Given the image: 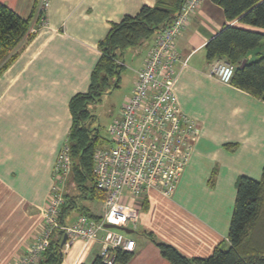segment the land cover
Segmentation results:
<instances>
[{"label":"crops","instance_id":"1","mask_svg":"<svg viewBox=\"0 0 264 264\" xmlns=\"http://www.w3.org/2000/svg\"><path fill=\"white\" fill-rule=\"evenodd\" d=\"M155 1L49 0L41 24L39 0H0L36 26L0 71V264H17L41 234L56 158L71 128L69 101L87 90L100 56L99 41L112 23ZM231 23L241 25L226 20L211 0H201L178 36L179 56L187 62L176 64L173 89L182 111L197 121L199 135L172 195L150 190L138 204L140 220L129 235L135 247L126 263L115 264H169L148 233L188 257L210 255L227 241L237 177L261 176L264 101L211 75L213 61L206 58L205 43ZM154 37L142 43L134 72ZM261 46L264 51V40ZM226 143L236 148L229 150ZM83 200L89 212L101 215L102 201ZM71 213L63 223L79 215ZM100 246V236L73 239L62 250L60 264H90Z\"/></svg>","mask_w":264,"mask_h":264},{"label":"built area","instance_id":"2","mask_svg":"<svg viewBox=\"0 0 264 264\" xmlns=\"http://www.w3.org/2000/svg\"><path fill=\"white\" fill-rule=\"evenodd\" d=\"M200 2L183 0L174 18L155 33L142 66L135 72L131 93L120 115L107 127L109 142L93 151L94 183L103 194L99 219L84 214L68 224L59 219L72 166L66 141L57 155L53 184L42 210L41 234L17 264H35L53 231H60L61 238L66 235L62 250L73 239L89 241L100 236L99 255L107 264H115L117 250L131 251L135 247V241L119 227H136L141 213L138 204L147 193L156 190L165 196L172 195L199 135L197 121L182 111L173 84L176 64L187 62L179 56L177 39ZM48 5L49 0H39L41 24L46 22L43 11ZM29 31L35 32L36 26H30ZM209 72L221 82L230 83L234 66L217 58Z\"/></svg>","mask_w":264,"mask_h":264},{"label":"trees","instance_id":"3","mask_svg":"<svg viewBox=\"0 0 264 264\" xmlns=\"http://www.w3.org/2000/svg\"><path fill=\"white\" fill-rule=\"evenodd\" d=\"M219 5L226 20L239 24H224L217 34L205 43L206 58H222L234 66L230 84L264 101V0H211ZM183 0H156L152 6L143 5L134 15H125L112 23L107 35L99 41L100 56L91 72L85 92L74 94L69 101L72 117L68 145L71 157V177L78 199H97L103 194L94 183L92 155L95 148L104 145L90 126L93 115L89 105L117 86L122 57L127 48L147 40L168 24L178 12ZM29 18L20 17L5 3L0 2V71L16 57L23 45L31 39ZM248 26L249 28L245 27ZM260 50H256L257 48ZM234 150L235 143H226ZM70 176V175H69ZM70 180V179H69ZM227 241L218 243L205 257H188L170 243L158 241L152 234L161 255L169 264H264V165L259 179L241 174L235 182ZM68 193L64 196L67 197ZM72 197V198H73ZM80 201L65 198L59 219L75 207L78 213L99 219ZM61 232L53 231L48 246L35 264H60L62 261ZM129 250H117L115 263H126ZM90 264H107L98 254Z\"/></svg>","mask_w":264,"mask_h":264},{"label":"rangeland","instance_id":"4","mask_svg":"<svg viewBox=\"0 0 264 264\" xmlns=\"http://www.w3.org/2000/svg\"><path fill=\"white\" fill-rule=\"evenodd\" d=\"M143 42H141L139 45L135 47H131V48L129 47L124 51V55L122 57L123 61L121 62V64L123 63V65L121 66L120 69L117 86L113 87L111 90L102 94L97 102L89 105L88 110L93 115V119L90 120L91 122L90 126L94 129V132L98 135V139L100 143L105 144L109 142L110 136L107 131L108 129L107 127L114 119H116L120 115L122 107L127 99V96L130 94V91L133 87V82L136 77L134 69L138 67L139 64L138 57L139 55H141L138 53V50L142 48L141 45ZM259 49L260 47L257 48L256 50ZM69 175L66 179L65 190H64V195L65 193L68 194L67 197L64 196V199L65 198L69 200L73 199L75 200L76 205H79L82 199H78L75 196L73 197V195H76L78 192L75 184H73L74 182H72L71 180L72 177L70 173ZM81 203L85 204V201L83 200ZM78 209L79 207L78 208L75 207L74 209H72V213L70 215H74L78 213L79 212ZM68 214L69 213H67L65 218H67ZM67 220L69 221V217ZM39 225H40L39 229L42 230V226L44 225L43 221H41ZM39 235L35 239H33V241L29 244V246H27V248L30 247L32 243L38 240ZM128 235L131 236V233H128ZM27 248L24 251V253L27 251Z\"/></svg>","mask_w":264,"mask_h":264},{"label":"water","instance_id":"5","mask_svg":"<svg viewBox=\"0 0 264 264\" xmlns=\"http://www.w3.org/2000/svg\"><path fill=\"white\" fill-rule=\"evenodd\" d=\"M106 227H113V225H110V224H105ZM121 230L125 231L126 233H130L132 232V229L131 228H128V227H119ZM66 240V235H64L62 237V240H61V245L65 242Z\"/></svg>","mask_w":264,"mask_h":264}]
</instances>
